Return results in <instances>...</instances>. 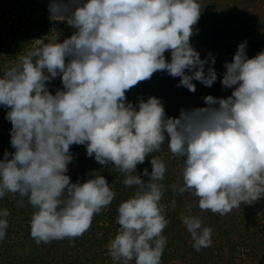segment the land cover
I'll use <instances>...</instances> for the list:
<instances>
[{"label": "clouds", "instance_id": "1", "mask_svg": "<svg viewBox=\"0 0 264 264\" xmlns=\"http://www.w3.org/2000/svg\"><path fill=\"white\" fill-rule=\"evenodd\" d=\"M48 11L66 19L70 37L36 40L0 76L14 149L0 158V198L27 199L37 245L74 242L116 195L103 175L71 181L73 145L85 146L101 166L111 164L135 189L118 206L119 229L106 245L113 264H162L167 167L153 154L165 146L182 161V183L172 191L197 197L201 211L224 216L264 199V50L250 58L241 42L218 74L213 54L201 58L191 43L199 0H49ZM157 72L193 93L194 82L211 88L219 75L231 95H205L203 106L181 108L178 116H168L155 96L129 101L126 93ZM56 78L62 87L53 94L48 84ZM149 157L151 171L138 175ZM9 215L0 209V242ZM180 219L195 251L211 247L212 229L199 216L189 210Z\"/></svg>", "mask_w": 264, "mask_h": 264}, {"label": "trees", "instance_id": "2", "mask_svg": "<svg viewBox=\"0 0 264 264\" xmlns=\"http://www.w3.org/2000/svg\"><path fill=\"white\" fill-rule=\"evenodd\" d=\"M199 3L202 13L196 26L198 33L192 37L191 43L201 58L208 53L213 54L218 74L222 75L224 62L232 60L241 42L247 41L246 52L250 58L264 50V0H199ZM51 19L48 6L37 0H0V76L5 69L17 63L19 53L36 46L38 38H58L62 42L70 37L74 30L66 21ZM45 31L51 34H43ZM166 57L170 59V54L166 53ZM219 79L218 75L211 88L194 82L196 91L193 93L184 87H176L179 78L157 72L150 80L133 87L126 96L134 104L138 96L145 100L149 96L158 97L163 101L168 116H178L181 108L203 106L202 97L205 95H231V89H223ZM61 87L59 78L48 84L53 94ZM6 111L0 107V158H3L5 150L14 151L10 145L12 125L5 119ZM71 152L74 156L68 172L71 181L79 179L83 182L92 175H103L116 193L112 203L94 216L89 230L74 242L64 239L37 245L30 236L29 222L34 209L26 198L20 204L17 194H6L0 198V209L9 210V227L0 242V264H113L106 245L119 229L116 222L118 206L132 196L135 189L124 186V174L111 164L101 166L94 158H89L85 146L73 145ZM153 155L160 156L167 167L161 181L166 189L161 204L169 221L163 232L167 244L162 264H264V199L241 205L224 216L201 211L197 197L172 191L173 183H182V161L174 157L166 146ZM150 159L146 158L143 164L137 165L138 175L144 168L151 171ZM189 210L213 232L211 247L199 252L194 250L190 234L180 219L181 214Z\"/></svg>", "mask_w": 264, "mask_h": 264}, {"label": "rangeland", "instance_id": "3", "mask_svg": "<svg viewBox=\"0 0 264 264\" xmlns=\"http://www.w3.org/2000/svg\"><path fill=\"white\" fill-rule=\"evenodd\" d=\"M38 2H40V3H45L47 6H48V4H49V0H37ZM52 19V21L53 20H55V21H66V19L65 18H57V17H51ZM37 34H39V33H37ZM43 34H51V33H48V31H45V33H43ZM41 39H43V40H45L46 42H47V40L48 39H50L49 37H40V38H38L37 40H41ZM47 39V40H46ZM35 43H36V40H35Z\"/></svg>", "mask_w": 264, "mask_h": 264}]
</instances>
